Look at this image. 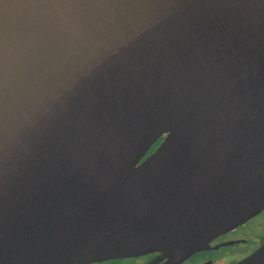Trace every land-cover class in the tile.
<instances>
[{
	"label": "water",
	"instance_id": "obj_1",
	"mask_svg": "<svg viewBox=\"0 0 264 264\" xmlns=\"http://www.w3.org/2000/svg\"><path fill=\"white\" fill-rule=\"evenodd\" d=\"M261 210L264 0H0V264L179 260Z\"/></svg>",
	"mask_w": 264,
	"mask_h": 264
},
{
	"label": "flooded vegetation",
	"instance_id": "obj_2",
	"mask_svg": "<svg viewBox=\"0 0 264 264\" xmlns=\"http://www.w3.org/2000/svg\"><path fill=\"white\" fill-rule=\"evenodd\" d=\"M162 138L160 137L150 146L142 159L153 152ZM247 226L249 229L252 228L251 233L245 231ZM263 243L264 210H261L247 222L215 237L209 242L208 248L179 260L156 251L134 256L113 257L90 264H235L252 254ZM218 252L220 256L216 258L214 254ZM221 253L225 254L221 255Z\"/></svg>",
	"mask_w": 264,
	"mask_h": 264
},
{
	"label": "rangeland",
	"instance_id": "obj_3",
	"mask_svg": "<svg viewBox=\"0 0 264 264\" xmlns=\"http://www.w3.org/2000/svg\"><path fill=\"white\" fill-rule=\"evenodd\" d=\"M254 224H255V222H254ZM247 230V231H246ZM245 231L246 232H249V233H251V231H252V228H248V226L245 228ZM225 253H221V255H224ZM227 254V253H226ZM214 256L216 257V258H218L219 256H220V254H219V252L217 253V254H214Z\"/></svg>",
	"mask_w": 264,
	"mask_h": 264
}]
</instances>
